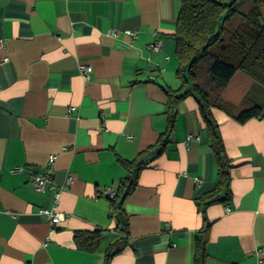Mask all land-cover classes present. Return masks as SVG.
Listing matches in <instances>:
<instances>
[{
  "label": "crops",
  "instance_id": "1",
  "mask_svg": "<svg viewBox=\"0 0 264 264\" xmlns=\"http://www.w3.org/2000/svg\"><path fill=\"white\" fill-rule=\"evenodd\" d=\"M180 8V0H0V264H264V113L235 118L264 106V86L237 71L220 88L228 111L213 115L231 195L203 212L217 158L196 97L169 104L182 87ZM171 115L166 147L144 157L123 203L125 229L105 190L116 195L125 161L151 149ZM51 155L40 191L32 173L45 172ZM43 209L64 218L51 224ZM78 232L98 235L91 250Z\"/></svg>",
  "mask_w": 264,
  "mask_h": 264
},
{
  "label": "trees",
  "instance_id": "2",
  "mask_svg": "<svg viewBox=\"0 0 264 264\" xmlns=\"http://www.w3.org/2000/svg\"><path fill=\"white\" fill-rule=\"evenodd\" d=\"M180 1L175 37L179 58L177 75L182 87L181 93L170 92L169 104L172 107L189 94L196 97L217 158V186L198 201L204 212L208 205L225 202L231 195L230 159L223 142L220 123L213 115V108L228 111V104L222 101L219 93L220 88L226 85L237 71L245 73L264 86V0H252L246 9L237 7L242 0ZM236 15H239L238 20L233 19ZM206 59L211 62L206 69V76L200 78V66ZM263 109V105H254L239 112L235 118L245 122L253 116L261 115ZM169 119L167 130L151 149L146 150L135 161H125L128 174L121 181L116 195L109 197L112 217L119 225L123 224L125 229L128 219L123 203L137 184L138 173L146 164L144 157L154 149L162 151L166 147L175 125L174 115ZM97 237V234L86 232H78L75 235L79 246L85 250H91V244ZM198 246L204 249L205 241L201 236L198 237ZM113 247L108 252L109 256L115 251Z\"/></svg>",
  "mask_w": 264,
  "mask_h": 264
},
{
  "label": "built area",
  "instance_id": "3",
  "mask_svg": "<svg viewBox=\"0 0 264 264\" xmlns=\"http://www.w3.org/2000/svg\"><path fill=\"white\" fill-rule=\"evenodd\" d=\"M160 45H161V43L159 41H157V43L152 44V48L155 50H158ZM82 70H83L84 76L88 77L93 69L91 66H84ZM263 113H264V109H263ZM189 138H194V136L190 135ZM55 158H56L55 155H51L50 160H49V164H48L49 166L47 167L45 172H42V173H35L34 172V173H32L33 174L32 175L33 184L40 191H43L47 186V183H48V181L51 177V174H52V170H53L52 164H53ZM105 194L107 196L113 197L115 195V192L111 188H109V189L105 190ZM57 195H58V193H57ZM43 212L48 216V219L51 222V224H56V223L60 222L61 220H63V218H64L63 214L49 210V209H43ZM263 251H264V246L260 248L259 252L262 253Z\"/></svg>",
  "mask_w": 264,
  "mask_h": 264
},
{
  "label": "rangeland",
  "instance_id": "4",
  "mask_svg": "<svg viewBox=\"0 0 264 264\" xmlns=\"http://www.w3.org/2000/svg\"><path fill=\"white\" fill-rule=\"evenodd\" d=\"M251 1L252 0H242L241 1V3H240V5H238L237 7H238V9H246L247 7H248V4H250L251 3ZM235 20H238L239 19V15H236V17L234 18ZM210 62L211 61H209L208 59H206V60H203L202 61V63H201V65L202 66H200L201 67V72H202V75H201V77L200 78H203V77H205L206 76V69L208 68V66L210 65ZM204 69V70H203ZM227 85H228V83H227ZM244 88V87H243ZM243 88L242 89H240V91H239V94L241 95V93H242V90H243ZM253 94V91H250V95H244L242 98H243V101L244 102H248L249 101V99H250V96ZM230 106V105H229ZM231 107V106H230Z\"/></svg>",
  "mask_w": 264,
  "mask_h": 264
}]
</instances>
